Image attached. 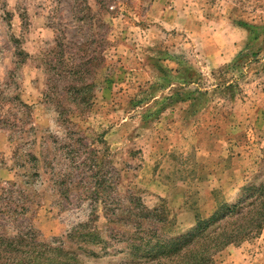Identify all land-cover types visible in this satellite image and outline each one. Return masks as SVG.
<instances>
[{"label": "rangeland", "instance_id": "obj_1", "mask_svg": "<svg viewBox=\"0 0 264 264\" xmlns=\"http://www.w3.org/2000/svg\"><path fill=\"white\" fill-rule=\"evenodd\" d=\"M261 185L264 0H0V264H126ZM243 211L201 264H264Z\"/></svg>", "mask_w": 264, "mask_h": 264}, {"label": "trees", "instance_id": "obj_2", "mask_svg": "<svg viewBox=\"0 0 264 264\" xmlns=\"http://www.w3.org/2000/svg\"><path fill=\"white\" fill-rule=\"evenodd\" d=\"M247 189V188H246ZM245 190V189H244ZM248 192H252L247 200L239 199L236 204H226L222 206L216 213H214L209 219H202L197 222L194 229L185 235L180 236L175 241L170 242L171 245H163L164 240L156 234L146 237H139L141 235H147L150 231H145L144 233H132L128 234V241L131 243L129 245L130 250V260L126 264H201L200 262L207 263L212 244H221V246H226L232 243L234 234L232 232L227 233L222 224L229 221L230 219H236L244 211V209L252 206L255 207L258 203L261 207H264V186L250 187L247 189ZM255 197V201L249 203V201ZM259 206H257V211ZM259 218H264V212L257 213ZM257 217V219H259ZM255 219V216H254ZM222 228V230H221ZM84 236L81 230H73L69 234V238L73 239L76 235ZM132 234V235H131ZM97 234L89 233L90 238L96 237ZM158 239V240H157ZM231 240V242H230ZM133 241V242H132ZM154 242V244H153ZM11 245V244H10ZM197 247H195V246ZM202 245L203 250L201 253L198 251L199 246ZM194 246V247H191ZM216 248V247H215ZM37 254L39 261L44 260L45 264H85L81 259V255L75 249H71L72 252L65 253L64 248L57 247L55 249H50L45 247L40 250ZM55 251L60 253H65L63 259H51L47 256ZM85 254H87L85 252ZM92 257H96L93 252H90Z\"/></svg>", "mask_w": 264, "mask_h": 264}]
</instances>
